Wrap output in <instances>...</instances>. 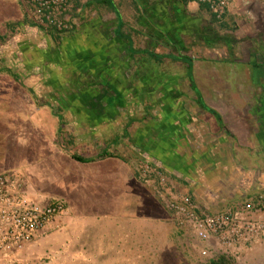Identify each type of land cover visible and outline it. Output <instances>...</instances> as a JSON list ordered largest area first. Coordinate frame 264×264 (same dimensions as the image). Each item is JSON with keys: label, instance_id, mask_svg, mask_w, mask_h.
I'll return each instance as SVG.
<instances>
[{"label": "rangeland", "instance_id": "rangeland-1", "mask_svg": "<svg viewBox=\"0 0 264 264\" xmlns=\"http://www.w3.org/2000/svg\"><path fill=\"white\" fill-rule=\"evenodd\" d=\"M113 2L120 17L107 6L93 8L103 16L95 22L106 29L99 42L105 49H95L98 41L94 51L89 44L87 50L68 53L55 47L57 63L46 70L51 80L34 89L35 105L51 112L49 132L57 150L134 160L140 179L153 181V188L162 184L183 210L166 207L172 230L151 222L140 227L104 223L62 236L63 215L39 241L17 258H0V264H212L222 256L230 264H264V146H236L227 131L218 136L223 124L200 105L189 65L155 59L188 57L201 76L240 75L235 64L244 57L238 53L240 43H232L241 37L238 29L243 33L241 27L251 25L249 16L259 9L264 13V0H228L216 12L206 3L182 0ZM123 22L133 48L146 54L130 55L128 42L111 35V27ZM198 85L197 90L204 85L213 89L215 83ZM222 85L224 91L235 87L233 82ZM255 100L208 98L207 105L217 110L221 103L230 129L253 134L251 114L237 112L257 109ZM12 101L20 112L29 107L30 101L21 97ZM18 118V136L35 142L26 116ZM190 126L196 131H186ZM218 127L221 131L215 132ZM189 136L204 145L194 152Z\"/></svg>", "mask_w": 264, "mask_h": 264}, {"label": "crops", "instance_id": "crops-1", "mask_svg": "<svg viewBox=\"0 0 264 264\" xmlns=\"http://www.w3.org/2000/svg\"><path fill=\"white\" fill-rule=\"evenodd\" d=\"M102 1L74 0L73 15L77 20L76 26L72 31L59 34L36 25L30 19L27 13L28 6L22 0H0V173L5 171L22 173L31 193L49 199L57 198L64 202L65 229L62 230V236L68 234L70 230L83 229L85 232L84 228L104 223L107 227L112 225L140 227L151 222L172 230L174 223L170 213L154 188L140 179L134 160L117 154L103 153L98 156L93 153L88 158L80 155L89 160L80 162L75 160L73 155L64 154L52 143L51 131L49 132L52 125L50 110L35 105L38 96L36 97L34 89L39 84L51 80L47 77L46 70H50V67L57 63L52 53L55 47L64 52L67 50L68 53L70 50L75 52L87 50L88 44L94 51L96 41L97 46L100 45L99 42L104 36L101 30L106 29L102 24L100 26L96 24L95 21L103 16L100 10L93 11V8L106 6L100 4ZM260 11L261 9L258 14L249 16L252 20L251 25L241 27L244 29L243 33L238 29L241 37L232 43L233 46L240 43L238 53L244 57L235 64L241 70L240 75L236 74L234 78L214 74L208 77L201 76L194 69L195 63L193 67L194 83L197 88H201L199 82L203 85L207 81L215 83L213 89L205 85L203 89H198L206 106L203 108L209 112L213 111L215 119L218 121L220 118L222 121L223 135L219 132L220 127L215 132H219L218 136H225L224 133L227 131L238 142L236 146H264V13ZM125 25L123 22L121 34L122 40L128 42L130 55L146 54V51L133 48L131 39L124 33ZM91 28L88 41L86 37L90 35ZM119 33V27L117 29L111 27V35L120 38ZM94 35L96 37H93ZM104 47L105 45H102L95 49L104 50ZM155 59L158 60L157 56ZM12 75H15V81L9 86ZM4 82L7 84L3 86ZM225 82H233L235 87L224 91L222 83ZM18 93H21V96ZM20 97L30 101L27 102L29 107L23 112H20L18 103L16 105L12 101ZM208 98L218 99L220 102L225 98L243 100L256 98L254 103H257V109L252 108L255 113H250L251 107L242 108V112H237L238 116L251 114L253 134L247 133L242 127L230 129L225 121L223 105L215 103V107H218L215 110L207 105ZM19 115H25L29 127L36 132L35 142L18 136ZM197 126L196 124L195 127ZM187 130L196 131L191 129V126ZM189 140H192L189 145L194 147L192 149L194 152L196 148L204 145L194 137L189 136ZM106 234H109V231ZM13 256L17 258L18 254Z\"/></svg>", "mask_w": 264, "mask_h": 264}, {"label": "built area", "instance_id": "built-area-1", "mask_svg": "<svg viewBox=\"0 0 264 264\" xmlns=\"http://www.w3.org/2000/svg\"><path fill=\"white\" fill-rule=\"evenodd\" d=\"M30 19L39 27L55 33H67L76 26L73 15L74 0H22ZM206 3L216 12L222 10L228 0H182ZM221 15V14H220ZM146 176V175H145ZM145 184L153 185L147 177ZM160 199L171 211L179 213L182 204L170 200L169 190L159 184L154 187ZM263 199L260 197V200ZM187 205V204H186ZM66 210L63 201L39 198L30 192L26 178L16 172L0 173V256L15 258L24 248L36 243L56 226Z\"/></svg>", "mask_w": 264, "mask_h": 264}, {"label": "trees", "instance_id": "trees-1", "mask_svg": "<svg viewBox=\"0 0 264 264\" xmlns=\"http://www.w3.org/2000/svg\"><path fill=\"white\" fill-rule=\"evenodd\" d=\"M100 4H104V5L108 6L109 9L112 10L117 16H120L119 11H118L117 7L114 5L112 0H103ZM122 27H123V25H122V23H120V26H119V32L120 33L118 34L120 36V38L123 37V35L121 34ZM162 58H170L173 61H181L183 63L188 64L189 69H190V77L192 78V76H193V65H192V60L190 58H188V57H174V56H166V57L158 56L157 57V59L159 61H161ZM194 89L197 92L198 99L200 100V105H202L203 107H206L205 104L203 103L202 95L198 92L197 87L194 86ZM210 112L214 113L213 111H210ZM218 121L222 123L220 118H218ZM72 157L75 160L80 161V162H88L89 161L88 159H84L81 156H77V155H73ZM212 264H230V262L228 261V259L225 256H222L218 260L213 261Z\"/></svg>", "mask_w": 264, "mask_h": 264}]
</instances>
